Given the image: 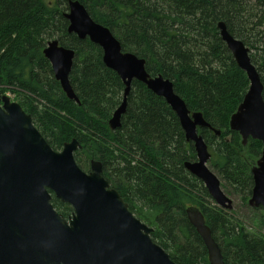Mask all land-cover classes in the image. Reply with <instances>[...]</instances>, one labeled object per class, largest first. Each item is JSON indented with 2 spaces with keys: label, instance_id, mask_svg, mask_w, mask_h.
Segmentation results:
<instances>
[{
  "label": "trees",
  "instance_id": "obj_1",
  "mask_svg": "<svg viewBox=\"0 0 264 264\" xmlns=\"http://www.w3.org/2000/svg\"><path fill=\"white\" fill-rule=\"evenodd\" d=\"M106 27L122 50L146 61V71L173 83L190 113H201L215 130H199L210 153V168L245 202L253 186L251 169L262 144L229 130V119L248 90L246 74L235 64L216 25L242 40L264 86V2L262 0H71ZM68 0H0V78L6 86L37 97L20 104L54 151L76 140L79 167L102 164V176L129 210L153 229L152 241L175 264H209L200 236L185 209L199 207L225 264H264V236L247 234L211 205L203 185L183 167L195 161L175 113L162 98L133 81L121 126L108 121L120 105L124 86L102 62V50L68 34ZM75 52L69 81L78 105L66 98L42 50L49 41ZM262 51V53H260ZM257 52L261 61L257 62ZM256 62V63H255ZM9 87V86H8ZM264 100V90L262 93ZM232 135V139L226 136ZM228 138V139H226ZM85 171V170H84ZM247 199V200H246ZM65 219L72 209L54 197Z\"/></svg>",
  "mask_w": 264,
  "mask_h": 264
},
{
  "label": "water",
  "instance_id": "obj_2",
  "mask_svg": "<svg viewBox=\"0 0 264 264\" xmlns=\"http://www.w3.org/2000/svg\"><path fill=\"white\" fill-rule=\"evenodd\" d=\"M67 8V32L97 45L102 50L104 66L114 71L124 86L122 101L112 113L108 128H120L132 82L142 83L165 101L177 116L186 141L194 144L197 160L185 162L184 168L204 183L217 206L230 210L231 200L207 167L210 153L197 133L198 127H210L202 114L190 113L174 92L173 83L161 75L152 77L146 71V61L123 51L110 30L95 23L82 4L68 0ZM217 29L249 82L230 117L229 129L239 133L244 145L249 138L262 143L260 158L251 169L254 186L248 205L264 211V86L251 62L249 47L231 35L223 22L217 23ZM42 54L66 98L78 104L69 81L74 51L53 40ZM2 101L0 264H175L152 241L153 230L132 214L128 204L103 178L101 162L91 161L89 171H83L74 159V153L80 149L75 139L65 143L61 151L52 150L20 105L10 103L6 97ZM214 132L219 135V131ZM53 197L72 208L69 217L65 219L54 209ZM185 214L204 244L209 264H224L200 210L189 207Z\"/></svg>",
  "mask_w": 264,
  "mask_h": 264
},
{
  "label": "rangeland",
  "instance_id": "obj_3",
  "mask_svg": "<svg viewBox=\"0 0 264 264\" xmlns=\"http://www.w3.org/2000/svg\"><path fill=\"white\" fill-rule=\"evenodd\" d=\"M46 4H50L53 0H43ZM264 45V41H263ZM251 53H253V57L255 58L256 51L252 50ZM262 53V51H260ZM260 53L257 52L256 60L257 62L261 61ZM256 63V62H255ZM257 67H259L258 64H256ZM4 81L0 78V96L2 95V92L4 94L9 95L12 100L18 102L19 104H22L24 107H28V103H31L32 105H37L38 103L41 104V102H38L37 97H33L32 95H29L22 90L16 89L12 85H8L9 87L4 86ZM27 100V102H26ZM229 125V124H228ZM202 132L203 129H199ZM230 130V129H229ZM226 136L230 139H232V135L230 133H226ZM226 138V139H228ZM88 169H84L86 172L89 170V164ZM215 175L220 180V187L223 190V192L232 200V209L229 211V213H226V215L233 221L235 225L238 227L241 226L242 230L247 234H260L264 236V213L263 211L259 209H255L247 205V202L243 200L239 195H235L232 190L226 185V183L215 173ZM247 200V199H246ZM211 205H216V203L210 198ZM190 206V205H188ZM195 206V205H194ZM186 215V214H185Z\"/></svg>",
  "mask_w": 264,
  "mask_h": 264
},
{
  "label": "flooded vegetation",
  "instance_id": "obj_4",
  "mask_svg": "<svg viewBox=\"0 0 264 264\" xmlns=\"http://www.w3.org/2000/svg\"><path fill=\"white\" fill-rule=\"evenodd\" d=\"M219 23V22H218ZM224 23V22H223ZM225 24V23H224ZM226 26V25H225ZM216 28H217V25H216ZM218 30V29H217ZM218 34H219V32H218ZM220 37V36H219ZM47 45V44H46ZM60 45V44H59ZM61 46V45H60ZM46 47V46H45ZM43 51V50H42ZM75 53V52H74ZM250 53H251V51H250ZM231 54V53H230ZM251 54H249V56H250ZM44 57V56H43ZM251 58V57H250ZM47 60V59H46ZM252 62V61H251ZM49 63V62H48ZM253 64V63H252ZM49 65H50V63H49ZM254 65V64H253ZM255 67H256V65H254ZM50 67H51V65H50ZM256 69H257V67H256ZM51 71H52V69H51ZM258 71V70H257ZM259 73V72H258ZM260 75V74H259ZM54 77V76H53ZM261 78V77H260ZM59 84V83H58ZM60 86V85H59ZM61 88V87H60ZM243 99V98H242ZM79 100V99H78ZM80 104V102L78 103V105ZM235 113V112H234ZM233 113V114H234ZM232 116V115H231ZM229 121H230V119H229ZM208 124V123H207ZM180 125V124H179ZM209 125V124H208ZM210 126V125H209ZM198 129H207V130H209V131H212L214 134H215V132H214V130L215 129H213L212 127H206V128H200V127H198L197 128V133H198V135H200L201 137H202V135L200 134V132H198L199 130ZM182 130V129H181ZM230 131H232V130H230ZM183 132V131H182ZM232 132H236V131H232ZM236 133H238V132H236ZM184 134V133H183ZM239 134V133H238ZM216 135V134H215ZM216 136H219V135H216ZM240 136V135H239ZM184 138H185V135H184ZM203 139V138H202ZM251 139V138H250ZM253 140V139H252ZM185 141H186V138H185ZM203 141H204V139H203ZM241 141H242V139H241ZM248 141V140H247ZM254 141H257V140H254ZM186 142H189V143H191L192 144V146H193V149H194V144L192 143V142H190V141H186ZM258 142H260V141H258ZM205 143V142H204ZM247 143V142H246ZM261 143V142H260ZM262 144V143H261ZM206 145V144H205ZM242 145H244L243 143H242ZM246 145V144H245ZM207 146V145H206ZM263 147V146H262ZM207 149H208V147H207ZM262 151V150H261ZM209 152V151H208ZM194 153H195V150H194ZM196 155V154H195ZM261 155V154H260ZM210 158H211V156H210ZM259 158H260V156H259ZM258 158V159H259ZM258 159H257V161H258ZM197 160V158L195 159V161ZM195 161H190V162H195ZM210 161V160H209ZM209 161H208V163H207V167L215 174V172L210 168V166L208 165L209 164ZM256 161V162H257ZM255 165H256V163H255ZM183 167H184V165H183ZM253 168V167H252ZM185 169V168H184ZM186 170V169H185ZM187 171V170H186ZM188 172V171H187ZM189 173V172H188ZM190 174V173H189ZM191 175V174H190ZM251 176H252V173H251ZM194 177V176H193ZM195 178V177H194ZM195 179H197V178H195ZM198 180V179H197ZM198 181H200V180H198ZM252 181H253V178H252ZM200 183L203 185V187L205 188V190L207 191V189H206V187H205V185H204V183L202 182V181H200ZM254 186V185H253ZM253 186H252V189H251V195H252V190H253ZM207 193H208V191H207ZM208 195H209V193H208ZM251 195H250V197H251ZM209 197L211 198V196L209 195ZM249 197V198H250ZM230 199V198H229ZM231 200V199H230ZM248 201H249V199L247 200V205H248ZM231 205H232V200H231ZM189 207H194V208H197V209H199V207H196V206H188V208ZM218 207V206H217ZM232 207H233V205H232ZM221 209V208H220ZM232 209V208H231ZM230 209V210H231ZM255 209H259V210H261V211H263V209L262 208H255ZM200 210V209H199ZM222 210L223 211H225V212H227V213H229V211L230 210H227V209H223L222 208ZM263 213H264V211H263ZM217 244V243H216ZM218 245V244H217ZM219 247V246H218ZM220 249V248H219ZM225 264V263H224Z\"/></svg>",
  "mask_w": 264,
  "mask_h": 264
},
{
  "label": "built area",
  "instance_id": "obj_5",
  "mask_svg": "<svg viewBox=\"0 0 264 264\" xmlns=\"http://www.w3.org/2000/svg\"><path fill=\"white\" fill-rule=\"evenodd\" d=\"M5 86V85H4ZM5 87H8V86H5ZM3 96H6L7 98H9L10 100H12V98L9 96V95H6V94H4V92H2V95L0 96V106H1V104H2V97Z\"/></svg>",
  "mask_w": 264,
  "mask_h": 264
},
{
  "label": "bare ground",
  "instance_id": "obj_6",
  "mask_svg": "<svg viewBox=\"0 0 264 264\" xmlns=\"http://www.w3.org/2000/svg\"><path fill=\"white\" fill-rule=\"evenodd\" d=\"M67 10H68V8H67ZM67 12V11H66ZM96 23V22H95ZM68 28V27H67ZM69 34V33H68ZM76 36V35H75ZM79 39V38H78ZM86 39H88V38H86ZM81 40V39H80ZM84 40V39H83ZM89 40V39H88ZM90 41V40H89Z\"/></svg>",
  "mask_w": 264,
  "mask_h": 264
}]
</instances>
